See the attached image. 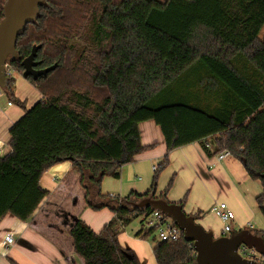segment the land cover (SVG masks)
I'll return each instance as SVG.
<instances>
[{
	"label": "trees",
	"instance_id": "trees-1",
	"mask_svg": "<svg viewBox=\"0 0 264 264\" xmlns=\"http://www.w3.org/2000/svg\"><path fill=\"white\" fill-rule=\"evenodd\" d=\"M263 28L264 0H46L18 38V57L7 62L4 92L24 113L10 127V151L0 155V220H28L50 195L41 186L44 173L69 161L86 206L114 213L99 232L82 218L70 229L85 264H142L118 239L136 218V236H153L158 264H193L192 242L184 235L160 239L156 227L146 226L152 207L129 202L155 196L170 152L194 142L209 156L229 150L261 182L256 202L264 216ZM34 45H41L36 68L57 67L25 78L42 94L28 108L10 72L23 76ZM195 66L203 70L199 83L207 82L205 99L189 78L182 82ZM147 120L160 126L166 143L151 188L105 193L104 177L120 178L123 165L153 147L141 141L139 124ZM174 179L159 197L167 199Z\"/></svg>",
	"mask_w": 264,
	"mask_h": 264
},
{
	"label": "crops",
	"instance_id": "crops-1",
	"mask_svg": "<svg viewBox=\"0 0 264 264\" xmlns=\"http://www.w3.org/2000/svg\"><path fill=\"white\" fill-rule=\"evenodd\" d=\"M1 95L4 93L0 94V155H5L10 151V127L24 111L15 103L9 104V99L5 103ZM16 96L21 99L19 95ZM139 130L142 143L153 147L137 155L133 162L123 165L120 178L104 177L102 190L105 193H117L124 197L133 190L145 193L151 188L153 166L158 165L165 155L166 143L160 126L153 120L141 122ZM169 156L170 164L160 175L156 197H159L173 176L181 174L186 179L182 189H177V182L166 194L169 201L178 203L186 195L184 190L189 187L191 191L190 184L198 177L206 185L213 183L217 186L218 196L211 197V194L204 192L197 203L191 202L188 197L183 205L186 213L199 216L197 222L220 236L223 223L212 208L217 203L225 202L235 215L230 221L232 231L248 228L254 215L253 206L247 197L251 189L246 183L251 178L246 172L245 181L239 170L243 165L237 158L230 159V156L218 160L216 156H209L199 142L174 149ZM239 184L245 185L248 192L241 193L237 187ZM41 186L49 190L50 195L28 220H20L12 214L0 220V264H13V261L17 264H85L84 259L75 252L70 229L82 218L99 232L114 217L113 211L97 212L86 206L80 175L71 169L69 161L56 164L46 171ZM140 228L126 227L118 236L119 242L135 251L142 264H158L154 244L136 236ZM259 231L264 236V230ZM8 233L15 237L13 244L5 241Z\"/></svg>",
	"mask_w": 264,
	"mask_h": 264
},
{
	"label": "water",
	"instance_id": "water-1",
	"mask_svg": "<svg viewBox=\"0 0 264 264\" xmlns=\"http://www.w3.org/2000/svg\"><path fill=\"white\" fill-rule=\"evenodd\" d=\"M46 0H6L3 6L4 17L0 20V88L9 85L7 62L10 57L16 59L17 41L26 26L37 20L40 6ZM41 45H34L31 53L23 61V77L46 76L57 67V64L47 68H36L37 51ZM130 205L138 208L152 207L172 219L183 231L185 240L192 242L196 251L193 264H258L255 260L243 257L238 247L245 244L264 255V236L254 233L248 228L233 230L228 235L216 236L213 230H208L197 222L194 215L186 213L183 205L171 202L163 197L148 196L140 201H130Z\"/></svg>",
	"mask_w": 264,
	"mask_h": 264
},
{
	"label": "rangeland",
	"instance_id": "rangeland-1",
	"mask_svg": "<svg viewBox=\"0 0 264 264\" xmlns=\"http://www.w3.org/2000/svg\"><path fill=\"white\" fill-rule=\"evenodd\" d=\"M260 37L261 38H264V28L262 29L261 33H260ZM11 75L15 76V93L16 95H19L21 97V99H23L24 101H26V104H27V107H31V105H33V103L35 101H37L38 99H40L42 97V94L41 92L36 88L34 87V85L27 79H25L22 75L20 74H16V72L14 71H11L10 72ZM203 74V70L200 66H195L193 69H191L190 71H188L184 78L183 79V83H187V78L190 79L189 83H191V90L193 92H197L200 97H206V90H205V84L207 82H203L202 84L199 83V81L197 79H199ZM193 80V81H192ZM195 82V83H193ZM1 91L2 93H4V95H1L2 98L4 99V102L7 103L9 97L5 94L4 92V89L1 88ZM1 93V94H2ZM1 98V99H2ZM211 98H214L213 97V94L211 96ZM213 104V102H212ZM236 157L232 156L230 157V159H235ZM239 170L241 172V175H243L245 181L247 180V173L245 171V169L243 168V166H240L239 167ZM174 184H176L177 182V189L181 190L182 189V186L186 183V179L181 176V174L178 175H175L174 176ZM238 179H241V178H238ZM194 182V183H193ZM193 182H190V183H193V184H190L192 186V190L190 191L189 190V187L188 189L184 190V193L186 194V200L188 197H190V200L191 202L193 203H197L200 201V194H203L204 192H206V194H211L212 196L211 197H217L218 194H217V186H215L213 183H210L209 185H206L202 180H200V178L198 177H195L194 181ZM173 184V185H174ZM247 185L249 184V189H251V192H250V195L247 193V197L248 198V201L251 203V205L253 206V211H254V215L252 217V220H251V224L248 225V228L252 231H259V230H264V216L263 214L261 213V211L259 210L258 206L256 205V201H255V197L257 194H260L262 192V184L260 181L258 180H252V179H248ZM239 191L242 193V192H248L246 190V186L245 185H238L237 186ZM78 193V192H77ZM116 195H118L117 193H115ZM190 195V196H189ZM77 201H78V198H76ZM93 211H97V212H100V211H109V212H112V210L108 207H102L98 210H94V209H91ZM218 224L219 221H217ZM137 226H141L140 224V218H136L133 220V222L129 225V227L131 228H134V227H137ZM230 234V232L228 233ZM148 240L150 242H152L154 244V241H153V236L149 237Z\"/></svg>",
	"mask_w": 264,
	"mask_h": 264
},
{
	"label": "built area",
	"instance_id": "built-area-1",
	"mask_svg": "<svg viewBox=\"0 0 264 264\" xmlns=\"http://www.w3.org/2000/svg\"><path fill=\"white\" fill-rule=\"evenodd\" d=\"M2 93L0 88V94ZM9 104H12L9 101ZM232 156L229 150H225L216 155L218 160H224ZM156 165L153 166L155 171ZM212 211L214 214L222 221V235H228L232 231L231 220L234 219L235 215L232 209L225 202L217 203L213 206ZM147 227H156L157 236L162 240L177 241L183 236V231L172 221L170 217L164 213L153 210L149 216L146 218ZM5 241L7 244H13L15 242V237L12 233L6 235ZM238 252L245 258L250 260H255L258 264H264V255L259 253L256 249L250 248L245 244H241L238 247Z\"/></svg>",
	"mask_w": 264,
	"mask_h": 264
}]
</instances>
